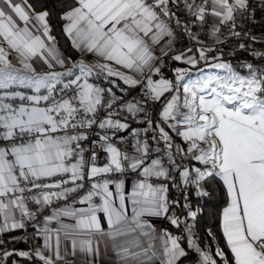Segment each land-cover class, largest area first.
I'll use <instances>...</instances> for the list:
<instances>
[{
  "label": "snow or ice",
  "instance_id": "6c2138e0",
  "mask_svg": "<svg viewBox=\"0 0 264 264\" xmlns=\"http://www.w3.org/2000/svg\"><path fill=\"white\" fill-rule=\"evenodd\" d=\"M5 234L0 264H264V0H0Z\"/></svg>",
  "mask_w": 264,
  "mask_h": 264
},
{
  "label": "crops",
  "instance_id": "0c3cea01",
  "mask_svg": "<svg viewBox=\"0 0 264 264\" xmlns=\"http://www.w3.org/2000/svg\"><path fill=\"white\" fill-rule=\"evenodd\" d=\"M165 71L167 72V70H165ZM28 231L31 232V229L29 228ZM15 235H23V233L17 232V233H15ZM0 239L7 241L10 239V237H9V235L5 234L4 236L0 237ZM36 243H39V241H34V242H32V244H25L23 241H19L16 243H10V244H8V246L10 249L16 248V249L27 250L29 247L34 246ZM13 259L20 260L21 264H33L32 261H24L22 258H19V257H13ZM9 264H11V261H9Z\"/></svg>",
  "mask_w": 264,
  "mask_h": 264
},
{
  "label": "trees",
  "instance_id": "16d2710c",
  "mask_svg": "<svg viewBox=\"0 0 264 264\" xmlns=\"http://www.w3.org/2000/svg\"><path fill=\"white\" fill-rule=\"evenodd\" d=\"M63 38H61V43H63ZM138 91V89H137ZM203 203V201H202ZM220 204V199L217 197L216 199L210 201L206 206H205V210L203 215L206 217L207 219V223L209 225L214 224L215 220V214L217 212L218 206ZM201 235H203V233H201Z\"/></svg>",
  "mask_w": 264,
  "mask_h": 264
},
{
  "label": "built area",
  "instance_id": "2783aa9c",
  "mask_svg": "<svg viewBox=\"0 0 264 264\" xmlns=\"http://www.w3.org/2000/svg\"><path fill=\"white\" fill-rule=\"evenodd\" d=\"M257 34H259V31H257ZM136 93L133 92L132 95L134 96ZM133 126H136L135 124ZM9 247V246H8Z\"/></svg>",
  "mask_w": 264,
  "mask_h": 264
}]
</instances>
